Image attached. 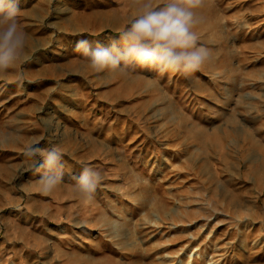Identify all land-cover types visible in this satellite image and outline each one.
<instances>
[{
	"label": "rangeland",
	"instance_id": "1",
	"mask_svg": "<svg viewBox=\"0 0 264 264\" xmlns=\"http://www.w3.org/2000/svg\"><path fill=\"white\" fill-rule=\"evenodd\" d=\"M30 59L0 78V264H264V0H209L193 76L81 67L128 0H19ZM59 147L64 177L39 193L24 146ZM87 164L93 199L73 192Z\"/></svg>",
	"mask_w": 264,
	"mask_h": 264
},
{
	"label": "clouds",
	"instance_id": "2",
	"mask_svg": "<svg viewBox=\"0 0 264 264\" xmlns=\"http://www.w3.org/2000/svg\"><path fill=\"white\" fill-rule=\"evenodd\" d=\"M135 10L108 46L93 47L87 39L78 40L74 51L82 57L81 67L95 74L128 76L136 67L161 75L193 76L211 59L208 48L199 43L197 28L204 22L200 14L209 0H128ZM19 0H0V78L27 60L28 35L19 23ZM13 133L0 129V146L13 142ZM39 140L24 146L23 155L30 170L38 175L36 185L50 196L63 183V153L57 146L39 147ZM73 192L88 203L100 186L102 172L87 164L73 177Z\"/></svg>",
	"mask_w": 264,
	"mask_h": 264
}]
</instances>
